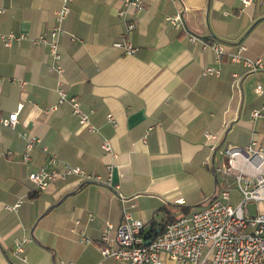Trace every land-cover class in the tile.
Instances as JSON below:
<instances>
[{"label": "crops", "instance_id": "crops-1", "mask_svg": "<svg viewBox=\"0 0 264 264\" xmlns=\"http://www.w3.org/2000/svg\"><path fill=\"white\" fill-rule=\"evenodd\" d=\"M62 2L0 0V35L28 37L11 47L0 40V117L18 113L15 130L0 125V264H123L100 252L107 226L113 232L123 220L118 195L134 205L132 216L145 230L155 223L159 232L170 217L196 211L217 191L213 165L221 157L211 155L206 133L222 136L221 146L245 148L259 138L264 145V117L251 118L264 108V69L249 73L230 60L244 44L243 56L264 65V7L243 8L238 0H141L138 11L125 0H73L59 39L62 80L91 113L93 133L68 104L51 110L58 104V76L49 70L48 46L32 43L50 36ZM176 15L183 26L173 28L166 20ZM188 31L225 45L220 64L211 50L187 40ZM123 35L137 48L133 56L114 48ZM209 67L220 75H204ZM234 74L242 79L238 87ZM22 133L41 141L29 161ZM105 140L114 155L102 148ZM41 147L100 182L74 176L37 194L28 177L47 162ZM81 230L89 244L81 243ZM16 242L24 262L15 255ZM162 256L164 264H177Z\"/></svg>", "mask_w": 264, "mask_h": 264}, {"label": "built area", "instance_id": "built-area-1", "mask_svg": "<svg viewBox=\"0 0 264 264\" xmlns=\"http://www.w3.org/2000/svg\"><path fill=\"white\" fill-rule=\"evenodd\" d=\"M178 1L181 0H170ZM243 8L259 4L264 7V0H238ZM73 0H63L61 8L56 11L54 19L55 28L50 36H44L32 40L33 45H46L50 49L53 64L50 72L58 76L56 94L58 104L51 110H56L58 105L68 104L73 115L81 126H87L93 133L98 129L91 125V113L83 112L80 100L76 96H69L62 80L63 67L60 63L59 39L65 34L63 23L71 12L70 4ZM126 6H135L138 11L144 9L141 0H125ZM123 15V11L119 14ZM173 28L182 25V18L176 15L168 18ZM134 25L127 24V29L133 30ZM187 40L192 43H201L204 50H211L215 54V63L220 64L227 54L223 43L201 41L189 31L186 33ZM0 40L5 46L11 47L28 40L23 34H2ZM114 48L123 50L125 55L133 56L137 48L131 44L126 35L115 42ZM247 50L244 44L238 45L236 52L230 54L232 63L242 64L249 73H256L264 69L259 60L252 61L243 56ZM219 68L209 67L204 75L217 77L220 75ZM235 86L238 87L241 77L233 75ZM256 92L263 93L262 87L257 86ZM18 113L10 114L9 117H0V125L4 128L15 130L18 124ZM264 117V108L252 113L251 118L258 120ZM108 122L115 125L113 115H108ZM21 137L26 142L25 161H29V153L33 148L41 146V141L25 133ZM222 136L206 133L207 147L211 155L221 157L218 166L213 165L216 177L221 179L217 184V191L209 202L191 213L183 215L177 220L170 222L165 231L156 239L146 241L143 231L145 223L132 216L127 206L125 197L118 195L122 207V222L115 231L108 225L100 239L102 258H110L123 264H164L163 256L177 264H264V145L261 138L252 140L245 148L237 146H221ZM105 152L114 155L110 140L103 142ZM47 155V162L39 170L29 175V181L35 186L37 194L45 192L50 184L57 180H65L69 177H77L83 183L100 182L94 175H86L79 167H72L61 161L56 155L48 152L47 147H41ZM206 165H212L208 160ZM238 200V203H235ZM178 205L184 202L175 201ZM80 224L79 221L76 222ZM81 243L89 244L91 240L86 237L83 230L79 231ZM24 249L22 243L16 242L15 255L22 261ZM60 264H71L61 262Z\"/></svg>", "mask_w": 264, "mask_h": 264}, {"label": "trees", "instance_id": "trees-1", "mask_svg": "<svg viewBox=\"0 0 264 264\" xmlns=\"http://www.w3.org/2000/svg\"><path fill=\"white\" fill-rule=\"evenodd\" d=\"M214 196H212L210 199H212ZM209 200L207 201V203L209 202ZM193 213V212H192ZM191 212L188 211H184L183 215H190ZM178 218L176 217H170L168 220H166L163 224H161L159 226V232H157L156 228H155V223H153L152 228H150L148 231L144 229L143 231V235H144V239L146 241H152L154 239H156L161 233H163L165 231V227L166 225H168L170 222H173L175 220H177Z\"/></svg>", "mask_w": 264, "mask_h": 264}, {"label": "rangeland", "instance_id": "rangeland-1", "mask_svg": "<svg viewBox=\"0 0 264 264\" xmlns=\"http://www.w3.org/2000/svg\"><path fill=\"white\" fill-rule=\"evenodd\" d=\"M219 183H221V179L220 178H219ZM235 203H238V200H235V202L233 204H235Z\"/></svg>", "mask_w": 264, "mask_h": 264}]
</instances>
